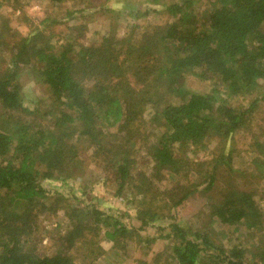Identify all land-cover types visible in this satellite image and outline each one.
Returning a JSON list of instances; mask_svg holds the SVG:
<instances>
[{"label":"trees","instance_id":"16d2710c","mask_svg":"<svg viewBox=\"0 0 264 264\" xmlns=\"http://www.w3.org/2000/svg\"><path fill=\"white\" fill-rule=\"evenodd\" d=\"M26 1L0 0V9ZM45 1L59 7L68 0ZM203 1L149 0L135 15L164 11L165 23L151 31L133 25L123 37L108 31L95 45L55 41L38 29L14 36L0 16V264H78L73 252L80 264H95L105 256L101 242L113 254L123 251L155 223L158 236L145 246L167 240L169 253L136 264H264V190L259 199L227 190L208 205L203 223L202 213L192 221L174 213L213 185V171L190 181L203 161L187 155L196 157L213 140L228 145L263 99L264 0ZM20 71L43 87L48 103L24 104ZM187 78L212 87L188 91ZM251 146L262 157L254 160L259 172L264 143ZM82 153L111 171L115 196H130L138 227L42 187L41 180L72 179ZM138 157L149 164L134 175ZM59 211L68 226L51 238L48 254L37 238L38 218Z\"/></svg>","mask_w":264,"mask_h":264},{"label":"rangeland","instance_id":"374dc122","mask_svg":"<svg viewBox=\"0 0 264 264\" xmlns=\"http://www.w3.org/2000/svg\"><path fill=\"white\" fill-rule=\"evenodd\" d=\"M148 1L68 0L59 7H55L45 0H27L19 8L2 6L0 16L7 21L10 32H13L14 36H22L31 30L38 29L54 34L55 41L73 40L83 45H95L99 42L100 36L108 31L117 37H123L133 25L151 31L152 27L165 23L168 17L164 11L159 14L150 12L143 17L135 15V11H144ZM173 2L177 0H158L159 5H169ZM199 5L200 10L207 7L205 4ZM107 6L111 10L108 13L103 11V8ZM122 6L133 9L131 13L133 16L124 11ZM77 11L80 12L75 13L76 16L72 19H66L68 13ZM80 15H83L84 19L80 20ZM46 18L48 22L42 25L41 22ZM19 74L16 83L20 88L24 104L40 102L39 106L42 107L48 103L43 87L37 81L27 77L24 71H20ZM211 87V82H199L193 78H187L185 82L186 90L191 92L205 93ZM258 97L263 99L260 100L254 116L247 124L246 131L234 134L228 145H219L218 141L213 140L208 144L207 149L197 154L196 157L191 154L187 155L191 162L203 161L200 167L193 166L189 172L191 173L190 181H196L197 175L201 176L211 171L214 173V180L211 190L195 192L175 210L174 213H177L181 220L191 219L192 221L197 213H202L200 221L203 223L208 205L220 201L222 195L229 189L256 193L259 199L261 191L264 190V168L259 172L256 171L254 160L259 153L253 149L251 144L254 139L256 142L264 143V89L260 91ZM135 159L132 167L134 175L144 171L149 164L148 160L141 157ZM220 159L222 160L218 163ZM257 159H262V157L259 156ZM224 160L227 163H224ZM61 182L63 181L41 180V185L46 190L60 191L70 204H76L82 200L83 204L93 205L107 214L121 215L120 220L125 225L139 226L135 220V206L130 196L126 198L124 195L122 198L115 196L117 183L111 171L98 163L96 159H91L90 155L80 154L76 162V174L66 184ZM62 213V211L56 215L45 213L38 218L40 231L37 238L41 248L48 254L53 251L51 238L67 229V221ZM155 224L140 234V241L134 239L126 242L123 251L116 250L113 254L111 245L101 242L100 246L105 251V256L97 259L95 264H136L138 260L151 262L154 254L169 253L167 240L158 239L149 246H145L146 239L158 236ZM73 253V259L80 264V252Z\"/></svg>","mask_w":264,"mask_h":264}]
</instances>
